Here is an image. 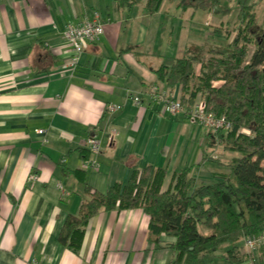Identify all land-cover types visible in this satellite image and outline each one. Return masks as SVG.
I'll return each instance as SVG.
<instances>
[{
	"label": "crops",
	"instance_id": "0c3cea01",
	"mask_svg": "<svg viewBox=\"0 0 264 264\" xmlns=\"http://www.w3.org/2000/svg\"><path fill=\"white\" fill-rule=\"evenodd\" d=\"M146 2L0 0V264H174L171 239L153 244L141 209L99 210L77 253L58 234L66 216L78 214L86 185L105 193L126 184L133 166L166 169L163 190L178 168L192 167L197 184L228 172L222 169L235 153L217 154L220 135L185 113H163L146 94L157 86L180 97V86L168 87L156 71L183 58L187 46L210 44V28L209 40L202 31L180 33L196 17L207 26L215 16L206 9L197 16L198 8L177 0H163L151 13ZM84 21L103 24L104 33L74 70L63 71L72 57L64 28ZM108 105L121 109L109 112ZM89 137L100 141L97 155L85 148ZM87 159L98 167L84 168ZM227 251L205 262L229 264Z\"/></svg>",
	"mask_w": 264,
	"mask_h": 264
},
{
	"label": "trees",
	"instance_id": "16d2710c",
	"mask_svg": "<svg viewBox=\"0 0 264 264\" xmlns=\"http://www.w3.org/2000/svg\"><path fill=\"white\" fill-rule=\"evenodd\" d=\"M109 1L131 6L140 0ZM177 1L182 8L212 11L218 0ZM162 2L147 0V10L158 11ZM244 14V19L254 23L252 13ZM250 30L247 25L237 32L227 47H210L200 56L174 59L156 71L158 80L168 87L180 86L178 99L185 115L200 99L207 111L230 123L228 132L217 133L225 139L224 149L235 153L226 163L229 172L214 174L211 183L197 184L192 167L178 168L163 190L166 169L133 166L126 184L115 183L105 193L86 185L78 214L67 215L62 223L58 242L63 247L77 253L90 219L101 209H141L148 217L150 241L160 245L163 237L171 239L166 246L175 254L174 264H208L205 258L224 244L230 246L225 255L229 264L249 260L264 264V246L252 254L243 251L244 238L264 230V46L257 40L248 57ZM196 65L200 66L198 75ZM214 81L222 83L215 87ZM242 129L250 135L241 133Z\"/></svg>",
	"mask_w": 264,
	"mask_h": 264
},
{
	"label": "built area",
	"instance_id": "2783aa9c",
	"mask_svg": "<svg viewBox=\"0 0 264 264\" xmlns=\"http://www.w3.org/2000/svg\"><path fill=\"white\" fill-rule=\"evenodd\" d=\"M104 33L103 24L97 21H84L73 24L68 22L63 31V40L69 45L72 57L67 65L62 67L63 71H72L76 67L79 56L83 50L91 43L98 41ZM147 96L152 103L161 106V111L170 116H178L185 113V109L180 100L173 98L168 92L157 86H151L147 90ZM131 96V94H129ZM133 101L138 104L139 97L132 95ZM121 109L119 105H108L109 112H115ZM190 122L202 127L206 132L212 134L225 133L231 129L230 123L223 116H216L213 112L206 110L204 102L200 99L194 103L190 111L186 115ZM42 134V130L37 131ZM86 150L93 155H97L100 150V141L96 137H89L85 141ZM84 168L95 169L98 164L95 160L87 159L83 163ZM264 246V230L253 237H246L243 240V247L249 254L254 253L256 249ZM248 264H254V261L249 260Z\"/></svg>",
	"mask_w": 264,
	"mask_h": 264
},
{
	"label": "rangeland",
	"instance_id": "374dc122",
	"mask_svg": "<svg viewBox=\"0 0 264 264\" xmlns=\"http://www.w3.org/2000/svg\"><path fill=\"white\" fill-rule=\"evenodd\" d=\"M252 13L254 17V23L250 24L248 19H244L245 12ZM215 19L212 20L211 23L208 22V25L205 26L203 21L201 23H197L198 17L194 19L196 24L194 22H186L185 23V31L184 33H180V36H186L187 35H193V36H199L197 33L199 31H202V37L205 39H210L209 34H204L205 31H208V28H210L211 33L213 36H211L212 42L210 44H193L191 46H187L183 57L187 56H200L206 52V50L210 47L216 48V49H222L224 47H227L229 43L236 37L237 32L242 30L244 27L249 25L251 27V43L247 46L248 49V57L253 53L256 47V41L260 40V42L264 46V0H218L217 3H215L212 7L211 11ZM206 11L205 9L199 7L197 16L202 15V17L205 16ZM244 14V15H243ZM249 15V14H247ZM244 19V20H243ZM248 22V23H247ZM204 35L206 37H204ZM182 56V55H181ZM208 58V56H206ZM197 66V65H196ZM217 81L212 82V85L216 84ZM219 86V82L217 83ZM217 87V86H216ZM243 134L250 135L249 131L246 129H242L240 131ZM221 137V135H220ZM223 147L217 149V154L223 153L224 145H225V139L223 137L220 138ZM217 166V165H215ZM223 172H229L228 168H223ZM199 230L201 233L206 234L207 230L199 227ZM242 246V244H241ZM230 246L228 244H224L220 247V251L225 252L227 248ZM243 248L241 247V250ZM245 251V250H243ZM246 252V251H245Z\"/></svg>",
	"mask_w": 264,
	"mask_h": 264
}]
</instances>
